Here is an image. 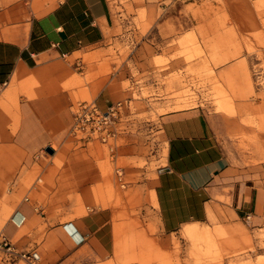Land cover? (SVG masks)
<instances>
[{
    "label": "rangeland",
    "instance_id": "374dc122",
    "mask_svg": "<svg viewBox=\"0 0 264 264\" xmlns=\"http://www.w3.org/2000/svg\"><path fill=\"white\" fill-rule=\"evenodd\" d=\"M110 1L118 16L142 13L138 20L141 35L135 38L141 41L152 25L143 23L145 0ZM163 6L168 17L185 14L167 19L162 34L167 47L162 55L152 52L168 106L147 112L142 101H134L140 111L138 124L128 128L130 137L123 140L127 145L118 158L116 143L73 135L71 124L34 153L0 147V235H7L6 223L19 206H32L35 218L43 222L40 230L45 229L46 219L68 222L94 208H111L112 221L103 235L110 253L98 264H259L261 257L254 262L255 236L264 248V229L255 235L251 216L248 221L228 217L222 223L189 225L165 241L154 210V192L146 182L164 166L166 151L137 149L131 144L138 143L140 122L148 118L156 120L161 113L198 105L207 108L216 119L232 164L246 170L248 184L257 182L252 206L257 201L264 214V30L252 35L256 44L250 37L241 44L238 35L226 28L229 19L202 20L191 27L188 18L208 11L250 9L258 13L264 28V0H249L247 6L244 0H165ZM108 43L112 46L104 53L91 51L70 59L84 73L65 83L74 91L75 106L96 100L88 85L101 75L109 78L130 54L127 41L109 37ZM77 60L82 62L77 64ZM176 60L186 67H172L171 61ZM18 107L16 91L6 103L16 121ZM135 151L139 155L133 157ZM189 227L197 228L199 234H187ZM17 240H11L13 251L21 252L14 248ZM0 264L39 263L0 250Z\"/></svg>",
    "mask_w": 264,
    "mask_h": 264
},
{
    "label": "crops",
    "instance_id": "0c3cea01",
    "mask_svg": "<svg viewBox=\"0 0 264 264\" xmlns=\"http://www.w3.org/2000/svg\"><path fill=\"white\" fill-rule=\"evenodd\" d=\"M164 1L145 0L143 23L152 25L136 41L141 35L138 20L142 13L118 16L110 0H0V147L34 153L72 124L74 91L65 83L84 73L70 59L108 51L112 46L109 37L127 41L130 54L109 78L101 75L88 85L96 102L106 107L132 98L142 101L147 112L167 107L165 86L158 80L152 52L162 55L167 47L162 37L167 19L185 14L168 17ZM244 1L249 5V0ZM188 18L191 27L202 20L229 19L226 28L238 35L241 44L247 37L255 41L252 35L264 30L258 13L250 9L208 11ZM181 62L171 61V66L186 67ZM16 91L18 121L6 108L8 97ZM136 113L129 116L131 120H138L140 111ZM148 120L139 121L143 123L139 141L131 146L166 151L164 166L146 182L154 192V210L165 241L186 226L222 223L228 217L245 221L253 217L255 235L264 229L263 206H257V201L252 206L257 182L248 184L246 170L232 164L216 119L207 108L171 110ZM128 137V129L117 136L116 158L124 154L127 144L123 140ZM112 215L111 208H94L68 222L46 219L45 229L40 230L43 222L35 218L32 206H19L7 221L5 233L10 240L18 237L16 250L39 251V264H98L110 253L103 235ZM186 233L199 231L189 227ZM255 237L254 262L261 257L259 264H264V248Z\"/></svg>",
    "mask_w": 264,
    "mask_h": 264
},
{
    "label": "built area",
    "instance_id": "2783aa9c",
    "mask_svg": "<svg viewBox=\"0 0 264 264\" xmlns=\"http://www.w3.org/2000/svg\"><path fill=\"white\" fill-rule=\"evenodd\" d=\"M137 107L132 98H125L101 107L96 100L82 101L73 110V122L70 132L73 135L82 134L85 138H95L102 143L113 141L117 136L126 131L136 120L129 117L137 114ZM250 216H248V219ZM0 250L10 252L15 257H20L33 263L39 259L38 252H14L13 244L5 234L0 235Z\"/></svg>",
    "mask_w": 264,
    "mask_h": 264
},
{
    "label": "water",
    "instance_id": "95a60500",
    "mask_svg": "<svg viewBox=\"0 0 264 264\" xmlns=\"http://www.w3.org/2000/svg\"><path fill=\"white\" fill-rule=\"evenodd\" d=\"M48 151L52 152L53 150L51 148H49Z\"/></svg>",
    "mask_w": 264,
    "mask_h": 264
}]
</instances>
